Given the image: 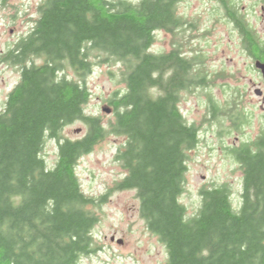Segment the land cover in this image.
I'll list each match as a JSON object with an SVG mask.
<instances>
[{
    "label": "trees",
    "instance_id": "1",
    "mask_svg": "<svg viewBox=\"0 0 264 264\" xmlns=\"http://www.w3.org/2000/svg\"><path fill=\"white\" fill-rule=\"evenodd\" d=\"M180 1L43 0L32 31L6 52L20 79L0 104V264H79L96 253L100 219L93 209L107 196L99 202L87 196L77 166L107 134L127 138L117 155L127 173L117 189L136 191L140 215L167 248L168 264H264V139L256 155L239 151L247 156L241 214L220 187L201 191L194 217L181 203L201 131L186 121L181 93L203 83L197 63L179 51L152 52L157 31L184 25ZM220 1L235 18L236 7ZM239 25L244 47L261 58L254 32ZM98 53L122 64L126 84L110 100L115 118L107 127L86 111ZM80 121L87 127L82 139L62 137ZM48 139L59 147L52 168L43 156Z\"/></svg>",
    "mask_w": 264,
    "mask_h": 264
},
{
    "label": "rangeland",
    "instance_id": "2",
    "mask_svg": "<svg viewBox=\"0 0 264 264\" xmlns=\"http://www.w3.org/2000/svg\"><path fill=\"white\" fill-rule=\"evenodd\" d=\"M42 1L7 0L3 3L0 0V104L6 101L20 79L18 67L9 65L3 58L32 31ZM261 1L229 0L238 10L242 9L264 40ZM177 12L187 22L186 27L176 34L158 32L152 52L165 54L176 44L182 46L188 56L197 57L200 71L197 80H202L203 85H192L183 91L180 103L186 121L201 129L199 146L190 153L185 192L181 197L188 217H194L202 206L203 189L229 183L238 196L241 172L228 152L243 142H255L264 131V103L255 93L258 88L264 91V79L254 67L239 32L229 22L219 0H181ZM105 58L99 53L94 58V70L87 79L91 97L86 111L101 118L107 127L115 118L110 100L117 93L122 95L126 84L122 78V64L112 59L103 61ZM34 61L37 65L43 63L41 59ZM66 74L78 80L72 69ZM236 102H241L246 112V125L240 129L232 128L230 116L221 114L222 109L231 108ZM214 106L217 111L212 113ZM104 109L111 112L108 114ZM210 117L212 120L207 122L206 118ZM86 133L87 127L80 121L65 127L62 137L78 140ZM126 141L124 136L107 134L92 152L79 159L77 173L83 192L98 202L107 196L93 209L100 219L93 230L99 249L81 257L79 264H168L167 248L140 215L136 191L117 189L127 173L117 160L119 148ZM58 153V142L48 139L43 156L50 168L56 165ZM113 237L115 241L111 240ZM117 240H123V244H118Z\"/></svg>",
    "mask_w": 264,
    "mask_h": 264
},
{
    "label": "flooded vegetation",
    "instance_id": "3",
    "mask_svg": "<svg viewBox=\"0 0 264 264\" xmlns=\"http://www.w3.org/2000/svg\"><path fill=\"white\" fill-rule=\"evenodd\" d=\"M220 5L224 8V10L226 11L224 4L219 0ZM259 4H261V9L264 12V0H262ZM237 9V13L235 18H233L232 14L230 15V13H228L226 11V15L228 17L229 22L234 25L235 30H237L241 36L242 42L245 45L244 41H245V35H244V31L243 28L239 25V24H244V26L249 27V29H251L254 33V37L255 40L257 41L258 45L260 46L261 50H263L264 52V40L260 34V32L257 30V28H255L252 24L250 19L247 17V15L242 12L241 10ZM39 15V12H38ZM187 22L185 21L184 25L180 26L177 28V30L174 33L171 34H176L178 30H180L181 28L186 27ZM194 27V26H192ZM158 32H164V33H170L169 31L163 29L160 31H157L156 34ZM157 36V35H156ZM177 50L180 52L181 56L184 58H187L188 60L193 61L194 63L196 62V57H190L187 54V51H185L182 46H176V44H174L172 51ZM170 51V52H172ZM245 51L250 55V57L253 59L254 61V67L258 70V72L261 74L262 78L264 79L261 70L258 69L256 67V63L257 62H261L264 64V53L263 56L261 58H256L253 55L250 54V52L246 49L245 47ZM168 52V53H170ZM167 53V54H168ZM192 62V70H194V64ZM196 68L198 69V64L196 66ZM194 73V72H193ZM258 91L260 92V94L258 93ZM256 95H257V99H259V101H262V103H264V91L261 88H258L256 90ZM237 104H234V106H232L231 108H224L221 110V114L222 116H230L231 121L233 122L232 124V128L234 129H240L242 126L246 125V112H245V108L241 106V102H236ZM216 112L217 110H213V112ZM233 113V114H232ZM212 120V117L210 118H206V121L209 122ZM231 122V123H232ZM82 139V138H81ZM264 139V131L261 133V135L259 136L258 140H256L255 142H243L240 146H233L231 147V150L228 152L230 154V156L232 157L233 160L236 161V163L239 165V170L241 172V179H240V188L238 191V196L236 197V191L234 190L233 186L229 183H225L222 186H220V188H224L228 191L229 193V200L231 202V207L232 210L235 213H242V211L244 210V203H245V193H246V187H247V183H246V169H245V164H244V158H247L246 155H244V157H242V159L240 158L239 155V151L240 149H242L243 147H246L245 149L248 150V152H251V155H256L258 152V146H259V142ZM80 140V139H78ZM261 146V145H260Z\"/></svg>",
    "mask_w": 264,
    "mask_h": 264
},
{
    "label": "water",
    "instance_id": "4",
    "mask_svg": "<svg viewBox=\"0 0 264 264\" xmlns=\"http://www.w3.org/2000/svg\"><path fill=\"white\" fill-rule=\"evenodd\" d=\"M256 67H257L258 69L261 70V73H262V75H263V77H264V64L261 63V62H257V63H256ZM258 93L260 94L259 91H258ZM104 111H105L106 113H108V114L111 112L110 109H104ZM111 240H112V241H115V237H113ZM117 242H118V244H123V240H117Z\"/></svg>",
    "mask_w": 264,
    "mask_h": 264
}]
</instances>
